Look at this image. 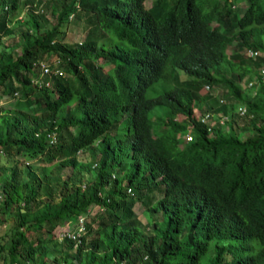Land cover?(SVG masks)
Here are the masks:
<instances>
[{
  "label": "trees",
  "instance_id": "trees-1",
  "mask_svg": "<svg viewBox=\"0 0 264 264\" xmlns=\"http://www.w3.org/2000/svg\"><path fill=\"white\" fill-rule=\"evenodd\" d=\"M146 1L0 0V264H264V2Z\"/></svg>",
  "mask_w": 264,
  "mask_h": 264
},
{
  "label": "rangeland",
  "instance_id": "rangeland-1",
  "mask_svg": "<svg viewBox=\"0 0 264 264\" xmlns=\"http://www.w3.org/2000/svg\"><path fill=\"white\" fill-rule=\"evenodd\" d=\"M149 1L150 0L146 1L145 5H149V3H150ZM262 1L264 2V0H262ZM239 5H240V7H244L246 5V2H240ZM24 15H25V10H21L17 14L16 17L18 19L22 20V19H24ZM70 21L71 22L69 23V25L67 27V35H66V39H65L67 41H73L74 39H79L80 38V32H82L81 28L79 26L77 27L74 24L73 18H71ZM15 42H18V40H17V32L15 33V35L5 36L3 38V46H5V47H11L12 45H14ZM232 47H233L232 45L228 47L229 53L232 52ZM241 86L244 87L245 83L242 82ZM224 90L221 88L220 85H215L214 88L211 91L213 93L212 95H213L214 98L212 100H210V101L213 102V103H219V99L223 98V95L225 93ZM19 99H21L19 94L15 95L14 97H8V98H5V99H1L0 100V107L1 108H9V109L10 108H14L15 107V102L17 100H19ZM230 102H232V101H230ZM226 103H229V100H226ZM239 123H240V125H242V119L239 121ZM185 133L186 132L179 133V137L183 141H185V137H184V136H186ZM245 134H247V133H245ZM79 156H81L82 158H86L87 152L83 151ZM15 159H17V158H15L14 156H5L4 154H1L0 163L4 164V165L12 164L15 161ZM28 162L29 163H33L34 161L30 160ZM26 164L27 163L25 162V160L18 162V166L23 168V169H27V165ZM67 173H68V171L62 172V174H61L62 177H65ZM133 210H134L135 215L139 219H141L142 221H145L146 213L144 211V206H143V204L140 201H137L134 204ZM13 222H14V215L10 214L9 216H7V218L5 220V223L2 224V225L0 224V232H3L5 229H7L10 225L13 224ZM71 227L74 229V226H72V224H71ZM65 229L69 230L68 226H63V227H59V228L56 229L54 235L57 236V240L58 241H60L61 232L63 230H65ZM73 229H70V230H73ZM56 254L58 255L59 253H56Z\"/></svg>",
  "mask_w": 264,
  "mask_h": 264
},
{
  "label": "built area",
  "instance_id": "built-area-1",
  "mask_svg": "<svg viewBox=\"0 0 264 264\" xmlns=\"http://www.w3.org/2000/svg\"><path fill=\"white\" fill-rule=\"evenodd\" d=\"M246 53L249 55V56H256L258 54L257 51H254V50H250V49H247L246 50ZM40 65V68H41V71L43 74H48L49 71H50V68H49V65L44 63V62H40L39 63ZM54 73H59L61 74L62 71L60 69H55L54 70ZM260 73L264 75V70L263 69H260ZM46 85H49V82L46 81L45 82ZM251 84V83H250ZM206 89H209V86L206 85L205 86ZM225 102V99L223 98H220L219 99V103H223ZM238 111L240 112V114H243L244 111H245V107L243 106H239L238 107ZM200 119L206 123H208L209 125L212 124L213 122H219V123H224V121L227 119L226 115H223L221 113H210V112H204L202 115H200ZM186 136L185 137V141L186 142H189L192 140V134L189 132V131H186L185 133ZM83 227L80 225L77 227V229L75 231H70L68 229H65L61 232V235H60V238L64 237V236H68V237H75V236H78L80 234V232L82 231Z\"/></svg>",
  "mask_w": 264,
  "mask_h": 264
},
{
  "label": "clouds",
  "instance_id": "clouds-1",
  "mask_svg": "<svg viewBox=\"0 0 264 264\" xmlns=\"http://www.w3.org/2000/svg\"><path fill=\"white\" fill-rule=\"evenodd\" d=\"M184 76V74L182 73V77ZM206 86V85H205ZM206 88V87H205ZM208 90V89H207ZM224 99V98H223ZM224 239H227V240H229V241H234V239L233 238H224ZM226 243H229V242H227L226 240H224Z\"/></svg>",
  "mask_w": 264,
  "mask_h": 264
}]
</instances>
